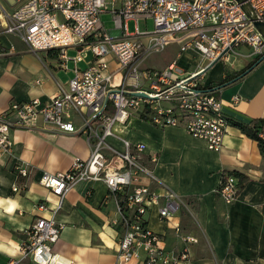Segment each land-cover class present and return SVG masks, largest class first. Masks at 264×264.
I'll list each match as a JSON object with an SVG mask.
<instances>
[{
    "label": "built area",
    "instance_id": "built-area-1",
    "mask_svg": "<svg viewBox=\"0 0 264 264\" xmlns=\"http://www.w3.org/2000/svg\"><path fill=\"white\" fill-rule=\"evenodd\" d=\"M1 1L11 11L3 17L0 56L15 52L10 43L14 38L35 54L57 52L59 66L65 70L69 62L74 67L66 86L59 87L48 101L11 102L0 113V159L13 156L12 130H32L39 121L60 133L83 134L90 146L89 157L74 159L66 172L41 175L38 184L58 202L50 217H38L25 230L18 257L6 264H67L51 253L63 229L55 215L78 182L103 183L107 198L114 201L118 216L114 264L186 261L196 239L183 235L177 227L182 248L178 252L166 250L162 237L147 228V216L155 208L158 218L167 222L177 212H190L189 202L166 189L155 191L150 185L155 180L151 165L156 159H146L145 145L130 142L121 134L130 129L132 119H141L156 128H182L207 150H220L229 124L215 94L217 89L206 90L197 74H184L177 62L163 70L145 69L143 62L175 45L180 54L193 51L208 64L226 49L221 59L224 62L234 49L246 48L252 60L264 64V39L241 5L235 0ZM245 2L264 24V0ZM107 14L114 26L111 31L102 22ZM141 20H151L153 30H140ZM69 50L76 51L72 58ZM89 53L91 60H87ZM137 93L146 97H137ZM75 117L81 122L78 128ZM14 171L25 178L29 166L20 164ZM240 190L232 174H222L217 194L226 206L235 202ZM37 210L45 212L48 205L41 202Z\"/></svg>",
    "mask_w": 264,
    "mask_h": 264
},
{
    "label": "crops",
    "instance_id": "crops-1",
    "mask_svg": "<svg viewBox=\"0 0 264 264\" xmlns=\"http://www.w3.org/2000/svg\"><path fill=\"white\" fill-rule=\"evenodd\" d=\"M10 11L11 7L0 0V31L3 17ZM10 43L15 52L0 56V113L11 102L48 101L59 87L66 86L74 67L69 62L66 70L61 68L57 52L37 55L17 39L10 38ZM163 53L160 65L145 69L163 70L177 62L184 74H199L208 65L193 51L180 54L175 45ZM250 60L247 50L236 48L228 54L227 62L220 60L198 79L205 87L220 83L244 69ZM217 96L225 118L242 123L264 120V64L217 89ZM80 124L75 117V127ZM121 135L144 144L146 159H156L151 165L155 180L150 186L158 193L169 190L190 204V212H177L167 222L158 218L155 208L147 216V228L162 237L166 250L178 252L182 248L177 227L183 235L196 239L187 260L179 264H264V158L256 142L229 126L222 147L213 152L182 128H156L141 119H132L130 129ZM11 139L13 156L0 159V264L18 257L25 230L38 217H50V210L56 207L57 198L38 184L41 175L66 172L74 159L86 160L90 154L85 135L60 133L40 121L32 130L15 128ZM20 164L29 166L25 178L14 171ZM231 172L245 176L247 182L235 202L226 206L217 188L222 174ZM14 187L20 191L13 192ZM107 194L101 182H78L67 192L55 215L63 229L51 253L67 264L115 263L118 216ZM41 202H46L49 210L38 211Z\"/></svg>",
    "mask_w": 264,
    "mask_h": 264
},
{
    "label": "trees",
    "instance_id": "trees-1",
    "mask_svg": "<svg viewBox=\"0 0 264 264\" xmlns=\"http://www.w3.org/2000/svg\"><path fill=\"white\" fill-rule=\"evenodd\" d=\"M256 62V60H252L244 69H242L240 72H237L233 75L226 76L224 80L220 83H210L206 90H213L215 88L221 89L225 86H227L229 83H231L236 78L240 77L239 79L246 76L248 73H250L253 69H251L247 74L243 75V73L251 68V66ZM238 79V80H239ZM217 95V92L215 93ZM226 119V122L229 124V126L235 127L238 130H240L245 136H247L249 139L256 142L257 147L259 149V152L261 156L264 158V120H251L249 123H242L237 120L233 119ZM236 180L237 184L240 186V189H242L244 183L247 182V178L237 172H231Z\"/></svg>",
    "mask_w": 264,
    "mask_h": 264
},
{
    "label": "rangeland",
    "instance_id": "rangeland-1",
    "mask_svg": "<svg viewBox=\"0 0 264 264\" xmlns=\"http://www.w3.org/2000/svg\"><path fill=\"white\" fill-rule=\"evenodd\" d=\"M102 22H104V27L107 31H111L113 30V23L111 21V17L107 14V15H104L102 16ZM146 25V27H145ZM128 27H129V31L132 32L134 27H133V23L130 22L128 24ZM139 28L140 30H145L147 28L148 31H152L153 30V24H152V21L151 20H147L146 23H144L142 20L139 21ZM239 50H242L243 52L246 51V48H238ZM164 51L162 52H159V53H154V54H151L149 55L147 58L144 59V62H143V67L144 68H148L150 66L152 67H155L157 64L160 65V63L164 60ZM32 54H35L33 52H31ZM76 54V51L75 50H69L68 51V56L69 58H72L74 55ZM37 55H40V54H37ZM152 56V57H151ZM92 58V54L89 53L87 55V60H91ZM252 61V59L250 60ZM70 67H73V64L72 62H70ZM155 65V66H154ZM81 67H83V64H80ZM207 66V65H206ZM205 66V67H206ZM204 67V68H205Z\"/></svg>",
    "mask_w": 264,
    "mask_h": 264
},
{
    "label": "water",
    "instance_id": "water-1",
    "mask_svg": "<svg viewBox=\"0 0 264 264\" xmlns=\"http://www.w3.org/2000/svg\"><path fill=\"white\" fill-rule=\"evenodd\" d=\"M238 4L241 5V9L243 10V12L245 13V15L247 16V18L249 19V21L252 22L253 26L256 28V30L261 34V36L264 39V24L262 22L259 21L257 15L255 14V12L251 9V7L249 6V4H247L245 2V0H235ZM228 52V49H226L224 52H222L220 54V56H218L214 61L210 62L205 68H203V70L197 74V76L201 75L202 73L210 70L211 68H213L221 59L223 56H225V54ZM261 63V60H257L252 66L251 68H249L248 70H246L243 75L247 74L251 69L255 68L256 66H258ZM240 77L236 78L235 80H233L231 83L237 81ZM218 89V88H216ZM137 97H141V98H145L146 96L143 93H137L135 94Z\"/></svg>",
    "mask_w": 264,
    "mask_h": 264
},
{
    "label": "clouds",
    "instance_id": "clouds-1",
    "mask_svg": "<svg viewBox=\"0 0 264 264\" xmlns=\"http://www.w3.org/2000/svg\"><path fill=\"white\" fill-rule=\"evenodd\" d=\"M9 211H11V209H9Z\"/></svg>",
    "mask_w": 264,
    "mask_h": 264
}]
</instances>
